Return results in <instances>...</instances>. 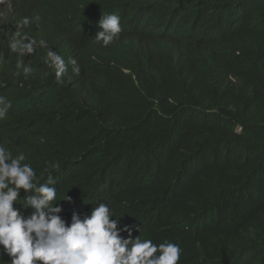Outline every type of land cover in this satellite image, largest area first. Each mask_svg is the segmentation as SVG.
<instances>
[{"label": "trees", "instance_id": "trees-1", "mask_svg": "<svg viewBox=\"0 0 264 264\" xmlns=\"http://www.w3.org/2000/svg\"><path fill=\"white\" fill-rule=\"evenodd\" d=\"M59 1L43 14L73 44L61 56L79 75L69 65L58 84L47 58L26 55L25 76L8 47L14 33L0 27V96L36 125L2 126L1 145L29 148L44 178L76 172L71 191L107 202L123 228L146 225L153 242L178 244V264H215L216 245L242 257L223 264H264V0ZM111 4L138 19L126 51L80 37ZM123 69L132 75L112 82Z\"/></svg>", "mask_w": 264, "mask_h": 264}, {"label": "clouds", "instance_id": "clouds-1", "mask_svg": "<svg viewBox=\"0 0 264 264\" xmlns=\"http://www.w3.org/2000/svg\"><path fill=\"white\" fill-rule=\"evenodd\" d=\"M111 6L112 9L105 7L100 11L80 37L93 39L111 53L126 51L128 40L133 37L131 24L138 19L133 10L122 12ZM46 8L59 11L64 7L59 0H0V27L14 33L8 47L21 57L16 67L22 68L25 76L32 68L24 64L23 58L35 55L47 58L45 63L54 69L55 80L61 84L69 65L75 75H79L80 68L75 59L67 61L61 56L73 44L47 24L43 14ZM78 39L80 43L76 44L81 46L83 40ZM7 52L0 50L1 57L5 58ZM122 72L111 77L112 82L126 81L132 75L127 69ZM5 85L18 88L19 97L26 95L23 84L8 81ZM95 87L102 89L103 81ZM115 92L119 101V92ZM10 107V102L0 96V132L2 126L12 131L35 128L30 109L22 105L12 110ZM153 149L162 154L158 144H153ZM28 150L9 151L0 142V264H178V244L153 242L146 236V225L132 230L128 226L123 228L112 217L107 202L91 206L71 191L76 172L68 177L44 178L26 161ZM184 153L179 149L178 157ZM52 167L58 169L60 165L54 163ZM211 256L215 264L242 259L234 247L223 245H216Z\"/></svg>", "mask_w": 264, "mask_h": 264}, {"label": "bare ground", "instance_id": "bare-ground-1", "mask_svg": "<svg viewBox=\"0 0 264 264\" xmlns=\"http://www.w3.org/2000/svg\"><path fill=\"white\" fill-rule=\"evenodd\" d=\"M16 24H18L17 21H16ZM65 76H66V75H65ZM63 77H64V76H63ZM69 79H70V78H69ZM74 80H75V79H74ZM71 84H72V83H71ZM82 97L85 98V99H87V101H89L90 103H92L91 100L89 99L88 94L85 93V94L82 95ZM88 99H89V100H88Z\"/></svg>", "mask_w": 264, "mask_h": 264}]
</instances>
